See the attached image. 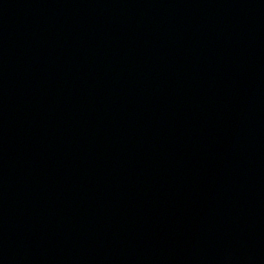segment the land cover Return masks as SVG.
Masks as SVG:
<instances>
[{"label": "water", "instance_id": "water-1", "mask_svg": "<svg viewBox=\"0 0 264 264\" xmlns=\"http://www.w3.org/2000/svg\"><path fill=\"white\" fill-rule=\"evenodd\" d=\"M0 264H264V0H0Z\"/></svg>", "mask_w": 264, "mask_h": 264}]
</instances>
